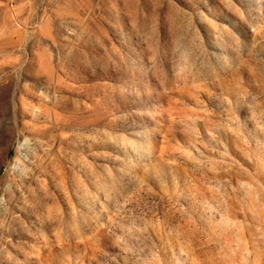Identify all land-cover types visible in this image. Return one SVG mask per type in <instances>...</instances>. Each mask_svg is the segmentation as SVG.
Segmentation results:
<instances>
[{"label": "rangeland", "instance_id": "rangeland-1", "mask_svg": "<svg viewBox=\"0 0 264 264\" xmlns=\"http://www.w3.org/2000/svg\"><path fill=\"white\" fill-rule=\"evenodd\" d=\"M0 264H264V0H0Z\"/></svg>", "mask_w": 264, "mask_h": 264}]
</instances>
